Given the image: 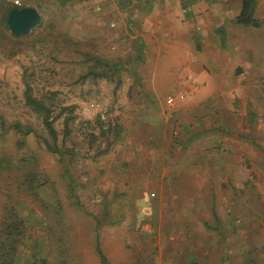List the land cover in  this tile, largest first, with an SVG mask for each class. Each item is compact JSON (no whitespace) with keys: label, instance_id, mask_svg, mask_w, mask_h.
Segmentation results:
<instances>
[{"label":"crops","instance_id":"0c3cea01","mask_svg":"<svg viewBox=\"0 0 264 264\" xmlns=\"http://www.w3.org/2000/svg\"><path fill=\"white\" fill-rule=\"evenodd\" d=\"M242 1L90 0L134 42L162 114L139 117L125 147L145 228L123 231L108 263L130 264L129 245L144 264H264V0L255 25L237 21Z\"/></svg>","mask_w":264,"mask_h":264},{"label":"rangeland","instance_id":"374dc122","mask_svg":"<svg viewBox=\"0 0 264 264\" xmlns=\"http://www.w3.org/2000/svg\"><path fill=\"white\" fill-rule=\"evenodd\" d=\"M18 4L33 7L40 22L28 34L11 38L10 48L3 46L5 54L0 45L4 126L17 122L44 133L39 115L23 102L25 82L53 114L60 106L75 105L76 120L71 140L63 143L69 152L63 155L47 152L33 133L22 136L11 127L0 128V219L3 204L10 202L29 228L13 264H99L95 237L103 254L113 252L117 259L114 247L123 231H130L128 241H133L145 228L144 186L123 161L129 151L125 147L137 145L139 117L162 116L148 103L147 89L140 83L139 64L131 54L135 44L122 25L110 22L113 14L91 8L90 0ZM135 18H130L128 34ZM98 60L118 62L121 69L108 77H92L88 71L99 70L94 67ZM53 126L58 130L60 120ZM32 174L35 197L25 179ZM127 247L130 264L146 263L136 246ZM109 263L116 264L113 259Z\"/></svg>","mask_w":264,"mask_h":264},{"label":"trees","instance_id":"16d2710c","mask_svg":"<svg viewBox=\"0 0 264 264\" xmlns=\"http://www.w3.org/2000/svg\"><path fill=\"white\" fill-rule=\"evenodd\" d=\"M252 0H243L242 7L239 15L237 16V21L244 24L255 25L256 21L252 17L251 6ZM22 5L14 4L11 1L0 0V45L2 47V53L5 54L4 48L10 44L13 37L24 36L28 34L34 27H32L28 33L22 35H13L7 25H6V16L11 9L20 8ZM38 25V24H37ZM14 43V42H13ZM5 46V47H3ZM10 55V53H8ZM89 57V56H87ZM90 59V57H89ZM93 60V59H92ZM94 66V65H93ZM98 71L89 70L88 73L92 77H108L110 75L117 74L120 69V63L113 62L108 63L104 60H98L96 66ZM23 102L27 105L33 112L39 115V120L42 125L44 133L35 132L34 129L30 126H21L19 123L15 122L13 124H8L4 126V121L0 116V128L5 131L7 128H13L16 132H19L22 136H25L29 133H33L36 137L39 145H42L47 152L63 155L69 151L66 148H63V143L65 140H71V135L74 130V122L76 120L75 108L73 104L60 106L59 110L53 114V109L50 105L44 103L40 98L32 96L31 88L25 82L23 89ZM65 113L63 116L62 114ZM57 120H60L61 127L56 130L53 126V123ZM98 118H95L93 122H96ZM101 127V126H100ZM105 130L99 129V134L104 135ZM90 138H94L95 135L93 132L87 134ZM21 145V142H19ZM102 152L105 150H101ZM100 152V153H102ZM34 176L26 177L25 179L29 180L27 189L28 192L33 196H37L36 185L33 184ZM28 225L26 218L21 216L18 212V209L13 207L10 202H5L3 204V211L0 219V264H13L15 255L21 245V243L29 238L28 234ZM94 251L98 257L100 264H109L105 255L103 254L98 238L95 237L94 240Z\"/></svg>","mask_w":264,"mask_h":264},{"label":"water","instance_id":"95a60500","mask_svg":"<svg viewBox=\"0 0 264 264\" xmlns=\"http://www.w3.org/2000/svg\"><path fill=\"white\" fill-rule=\"evenodd\" d=\"M38 12L30 6L11 9L6 16V25L13 35H22L39 24Z\"/></svg>","mask_w":264,"mask_h":264},{"label":"built area","instance_id":"2783aa9c","mask_svg":"<svg viewBox=\"0 0 264 264\" xmlns=\"http://www.w3.org/2000/svg\"><path fill=\"white\" fill-rule=\"evenodd\" d=\"M14 4H18V0H13ZM171 102V98H167L166 99V103H170Z\"/></svg>","mask_w":264,"mask_h":264}]
</instances>
